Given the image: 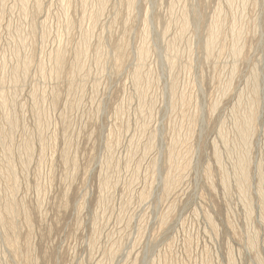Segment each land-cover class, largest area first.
Masks as SVG:
<instances>
[{
  "label": "rangeland",
  "instance_id": "374dc122",
  "mask_svg": "<svg viewBox=\"0 0 264 264\" xmlns=\"http://www.w3.org/2000/svg\"><path fill=\"white\" fill-rule=\"evenodd\" d=\"M0 264H264V0H0Z\"/></svg>",
  "mask_w": 264,
  "mask_h": 264
},
{
  "label": "bare ground",
  "instance_id": "6f19581e",
  "mask_svg": "<svg viewBox=\"0 0 264 264\" xmlns=\"http://www.w3.org/2000/svg\"><path fill=\"white\" fill-rule=\"evenodd\" d=\"M183 28V27H182ZM183 30V29H182ZM60 58V57H59ZM58 59V58H57ZM58 61V60H57ZM58 64V63H57ZM250 114V113H249ZM253 115V114H252ZM249 116V115H248ZM249 119V118H248ZM252 119V118H251ZM253 120V119H252ZM250 121V120H249ZM247 125V124H246ZM243 127V126H242ZM246 129H248V128H246ZM244 130V129H243ZM242 130V131H243ZM30 148V147H29ZM10 203V202H9Z\"/></svg>",
  "mask_w": 264,
  "mask_h": 264
}]
</instances>
